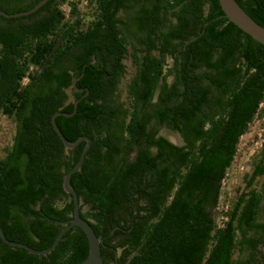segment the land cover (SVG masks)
Instances as JSON below:
<instances>
[{"label": "trees", "instance_id": "trees-1", "mask_svg": "<svg viewBox=\"0 0 264 264\" xmlns=\"http://www.w3.org/2000/svg\"><path fill=\"white\" fill-rule=\"evenodd\" d=\"M39 1L0 0V10ZM65 1L0 14L15 23L0 30V113L14 123L0 157L6 237L44 249L73 217L63 181L87 142L66 147L52 116L76 110L56 123L70 141L91 138L70 183L105 264H264V141L225 224L215 221L240 139L264 116V44L219 0H89L87 10L71 1L69 18ZM237 1L264 25V0ZM128 56L134 72L121 100ZM88 255L77 225L44 254L0 235V264H81Z\"/></svg>", "mask_w": 264, "mask_h": 264}, {"label": "water", "instance_id": "water-1", "mask_svg": "<svg viewBox=\"0 0 264 264\" xmlns=\"http://www.w3.org/2000/svg\"><path fill=\"white\" fill-rule=\"evenodd\" d=\"M48 0H40L35 6L32 8L26 10V11H20L17 13L9 14L3 10H0V14L5 15V16H19V15H26L29 14L39 7H41L44 3H46ZM221 7L224 11V14L226 17H228L232 22H234L237 26H239L241 29H243L245 32L253 36L256 40L260 41L261 43L264 44V25L260 24L257 22L241 5L237 0H219ZM197 37L193 38L196 39ZM61 42V39L58 40V42L55 44L52 52L50 53L48 59L53 55V53L57 50ZM73 84L75 85V80H73ZM78 103V100L75 101V104ZM76 111V110H75ZM74 111V112H75ZM68 114L65 112L57 111L53 114L52 116V123L53 126L58 133L59 137L62 139L66 147L72 148L78 145L81 141L85 140L87 143L85 147L83 148L80 158L78 162L75 164V166L66 173L63 181L64 189L72 194L73 200H74V213L73 217L69 220L68 224L64 226L59 234L57 235L56 239L47 248L44 249H36L31 247L30 245L20 242V241H15V240H10L6 237V234L4 232L3 227L0 225V235L3 238V240L13 246H21L24 248H27L30 252L35 253V254H44L48 253L51 250H53L60 240L62 239L63 235L70 230L73 226H80L86 233L88 241H89V255L86 257L85 260L81 264H105L104 259L101 254V245H102V240L99 238L97 235L95 229L91 225V223L86 220L84 217L81 216V209H80V198L78 196L77 191L75 188L71 185L70 179L71 176L81 168L83 161L85 159L86 153L89 150L91 146V138L89 136H81L79 137L76 141H70L67 139V137L63 134L61 129L56 123V116L58 114H68L72 115L74 114Z\"/></svg>", "mask_w": 264, "mask_h": 264}, {"label": "rangeland", "instance_id": "rangeland-1", "mask_svg": "<svg viewBox=\"0 0 264 264\" xmlns=\"http://www.w3.org/2000/svg\"><path fill=\"white\" fill-rule=\"evenodd\" d=\"M71 1H76L77 4L80 2L78 0ZM168 61L172 64L170 57H168ZM124 62L127 65V72L123 76L120 84L121 100H127V85L134 72L131 57L128 56ZM260 115L249 124L247 132L241 137L234 162L227 170L223 190L230 202L235 196L236 187L243 185V176L251 170L252 158L261 147L259 141L261 142L260 137L261 139L264 137V119ZM13 132V121L6 115L0 113V157L4 154L3 148L11 143ZM162 133L175 143H183L181 136L177 132L169 130L167 127L162 128Z\"/></svg>", "mask_w": 264, "mask_h": 264}, {"label": "built area", "instance_id": "built-area-1", "mask_svg": "<svg viewBox=\"0 0 264 264\" xmlns=\"http://www.w3.org/2000/svg\"><path fill=\"white\" fill-rule=\"evenodd\" d=\"M70 2H71V0H66L61 5V8L64 11V13H65L67 18H69L70 15H71L72 6H71ZM88 4H89V0H80V2L77 5H78V8L80 10H84V9H86V6ZM25 79L27 80L28 77H25ZM260 108H264V99L261 102ZM258 117H259V114H257L255 116V118H258ZM255 118H254V120H255ZM262 118L264 119V116ZM260 136H261V134H260ZM260 140H261V142L259 141V143H260V146H262V143L264 141V137L262 139L260 137ZM224 185H225V178L222 181V188H221L220 197H219L217 206L215 208L216 211H217V213L215 215V221L217 223V226H219V227H221V226H223L225 224V221L228 219V214L227 213H228V211L230 209L229 199L227 198V196L225 195L224 190H223Z\"/></svg>", "mask_w": 264, "mask_h": 264}, {"label": "flooded vegetation", "instance_id": "flooded-vegetation-1", "mask_svg": "<svg viewBox=\"0 0 264 264\" xmlns=\"http://www.w3.org/2000/svg\"><path fill=\"white\" fill-rule=\"evenodd\" d=\"M14 25H11V22L7 23L5 20H0V30H3V28L7 27L6 29H11L13 27H15V23H13ZM13 57V54H12ZM3 114V113H2ZM5 115V114H3Z\"/></svg>", "mask_w": 264, "mask_h": 264}]
</instances>
